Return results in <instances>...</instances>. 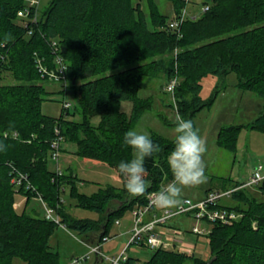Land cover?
<instances>
[{"label": "trees", "instance_id": "16d2710c", "mask_svg": "<svg viewBox=\"0 0 264 264\" xmlns=\"http://www.w3.org/2000/svg\"><path fill=\"white\" fill-rule=\"evenodd\" d=\"M166 1L173 7V17L185 6L183 0ZM145 3L148 13L133 0H50L40 10L37 21L25 27L17 23V11L24 7V0H0V75L9 71L16 79L11 85L0 84V145L4 146L0 150V264H13L15 257L26 264H61L59 253L49 244L59 224L36 212L17 213L16 193L27 199L39 195L58 214L61 225L94 244L108 235L110 224L118 217L145 205L149 192L159 191L173 179L167 157L175 138L167 139L155 132L150 137L160 152L145 160L146 192L130 196L118 174V164L130 161L133 153L123 143L124 134L152 106V99L139 97L138 91L159 72L167 80L181 78L174 87V98L177 113L185 120L193 121L201 109L213 105L232 72L236 74L235 87L264 99V0H211L205 11L182 21L180 35L167 27L168 19L158 11L155 0ZM148 23L162 29H150ZM9 33L13 39L5 42ZM51 40L58 43V52L67 65L68 88L76 98L73 112L62 109L57 118L41 111L47 92L38 83L44 79L34 61L39 55L51 64ZM208 75L218 77L222 85L203 100L202 80ZM125 100L133 103L129 116L120 108ZM76 113L79 119L66 118ZM93 115L100 117L97 125L90 121ZM56 125L65 141L76 145L77 156L113 168L120 187L107 186L90 195L79 194L76 176L56 175L49 170L48 153ZM246 126L264 131V104ZM244 127L221 126L217 145L235 152ZM11 170L24 174L32 187L26 188L24 181L15 188ZM223 184V190L234 189L230 196L237 204L219 206L243 215L230 224L212 223L208 237L213 258L209 264H264V198L256 200L246 195L240 181ZM65 185L80 206L97 212L96 219L77 218L66 211L60 200ZM257 188L264 196V181ZM113 201L117 204L111 207ZM240 202L247 207H240ZM184 258L159 248L152 251L148 262L181 264ZM101 261L97 256L96 264ZM134 262L128 256L124 264Z\"/></svg>", "mask_w": 264, "mask_h": 264}, {"label": "rangeland", "instance_id": "374dc122", "mask_svg": "<svg viewBox=\"0 0 264 264\" xmlns=\"http://www.w3.org/2000/svg\"><path fill=\"white\" fill-rule=\"evenodd\" d=\"M49 1L40 0L38 10L47 7ZM155 2L157 3L158 11L163 13L169 22L174 13L171 3L166 0H155ZM133 4H139V7L148 13L145 0H133ZM191 4L190 1L187 10H192ZM200 8L199 6L195 7L199 11V14ZM17 23L22 24L19 19ZM149 28L155 30L162 29L161 26L153 28L150 24ZM177 51L178 49L174 50V54ZM163 58L167 59V54H164ZM169 80L166 79L163 73L159 72L155 78L147 82L145 87L139 89L138 96L142 98L150 97L152 99V106L143 112L139 121L132 129L148 132L149 134L155 132L167 139L175 138L174 128L176 126L177 103L174 98L175 91L171 92L166 89ZM178 82H181V78L177 77ZM235 82L236 74L232 72L226 77L223 84L224 87L218 91L213 105L210 108L204 107L193 118L194 127L198 129L199 134L207 143V152L204 155L206 165L205 175L207 179L200 185L184 189L183 198L198 200L204 198L206 191H222V184L224 183L223 186L226 185L227 181L245 182L254 165L257 163L264 164V131H257L246 126L259 115L263 108L264 99L250 91L238 89L234 85ZM14 83H16V79L11 72L3 71L1 73V85H11ZM38 83L42 84L47 92L41 104V111L44 115L55 118L59 117L63 101H68L72 104L69 113L73 112L76 98L70 88L67 89L66 93H63L59 90V83H51L46 80H40ZM220 83L218 77L212 75L206 76L202 80L201 98L203 100L209 98L212 92L222 85ZM132 107L133 103L125 100L121 103L120 108L129 116ZM66 118L79 119V115L76 113L74 116H66ZM162 118L167 119L169 123L165 124ZM99 120V115H93L90 118L92 125H97ZM230 124L245 125L239 134L235 152L221 148L216 143L219 128ZM5 133L6 131L3 132V135ZM75 149L76 145L65 141L63 137V141L59 146L58 166L61 169V174H70L71 177H77L75 188L79 194L90 195L107 186L120 187V178L113 168L100 162L95 163L90 159L81 158L75 154ZM47 164L48 169L54 172L55 163L48 158ZM170 181H167V183ZM244 188L245 194L249 197L251 196L256 200L264 198L258 188ZM60 200L66 211L77 218L96 219L98 217L96 211L84 208L78 204L77 199L70 195V187L67 185L60 192ZM219 203L224 206H235L237 204L236 200L231 196L221 197ZM116 204L113 201L111 207H114ZM239 206L243 208L247 207L244 202H240ZM14 208L17 213L36 212L37 215H44V206L36 196H31L27 199L26 195L16 193ZM242 215L239 212V217L235 222ZM181 218H184L185 224H180ZM117 219L120 221V224L116 223V221L110 224L108 229L109 238L102 244V252L108 257L117 256L119 251L126 246L130 233H124V231L129 227L130 230L132 228V215L130 211ZM169 221L174 227L169 231L167 236L171 241V245L163 249L185 256L181 264H209L213 258L209 246V232L205 235L192 233L191 226L196 222L190 217L176 216ZM253 225H255V222ZM84 238V235L60 224L56 226L50 236L49 244L52 250L59 253L60 263L69 264L73 257L86 254L89 250V247L86 245L87 241ZM91 238L92 240L94 239V234L91 235ZM126 248V255L134 258L139 264H151L148 262L154 250L151 247L132 243ZM12 263L26 264L23 259L18 257H15ZM81 264H96L95 254L90 253L89 257L83 260ZM100 264H110V261L102 259Z\"/></svg>", "mask_w": 264, "mask_h": 264}, {"label": "built area", "instance_id": "2783aa9c", "mask_svg": "<svg viewBox=\"0 0 264 264\" xmlns=\"http://www.w3.org/2000/svg\"><path fill=\"white\" fill-rule=\"evenodd\" d=\"M185 6L181 9V12L174 16L169 22L167 27L179 34V28L182 21L186 17L195 18L196 16H189L187 14L186 4L189 0H183ZM25 5L23 8L17 11V18L21 21L23 26H28L37 21L40 10V0H24ZM208 5L201 6L200 13L205 11ZM31 30H28L30 33ZM50 46L53 52V60L51 64L45 62V59L39 55H35L34 61L40 77L47 82L59 83L60 91L66 93L68 89V79L66 74L67 65L63 61L61 54L58 52L59 47L56 40H51ZM177 84V77H173L168 81L166 89L173 91ZM63 110H69L72 104L68 101H63ZM16 135V133H13ZM63 141V135L61 134L60 126L56 125L54 128V136L50 141V153L48 158L55 163L54 173L61 175V169L58 166L59 146ZM12 173L11 182L15 188H18L26 180V176L22 173L10 171ZM172 181V180H171ZM170 181V182H171ZM264 181V164L257 163L252 168L249 176L245 182H242L241 187H255L257 188ZM26 188H31L29 182H26ZM164 186V185H163ZM64 190V188H62ZM234 189L223 190V191H208L204 198L193 200L190 198H183V206L176 210H164L160 209V212L156 211V208L151 204V194L156 191H151L146 195L147 202L145 205L135 206L130 212L132 215V228L129 231L130 236L128 243L122 248L117 256L108 257L102 252V244L108 240L109 236H104L100 242L89 244V250L86 254L81 256H75L71 259L69 264H81L83 260H86L90 253H94L100 259H107L110 264H124L128 255H126V247L132 243L140 245H147L152 249H163L171 245V241L168 239L169 231L174 228L170 221L176 216H185L192 218L196 223L191 226V232L196 235L207 234L212 227V223L220 222L223 224H230L239 217V212L227 207L219 206V199L223 196H230V193ZM44 206V217L47 219L54 220L59 225V216L54 214L53 208L46 205L44 201L38 195ZM118 221L116 220V223ZM203 224V225H202ZM168 229V230H167ZM178 229V228H177ZM133 264H139L136 260Z\"/></svg>", "mask_w": 264, "mask_h": 264}, {"label": "clouds", "instance_id": "9594fccd", "mask_svg": "<svg viewBox=\"0 0 264 264\" xmlns=\"http://www.w3.org/2000/svg\"><path fill=\"white\" fill-rule=\"evenodd\" d=\"M4 39L7 42L13 37L9 33ZM175 124V146L167 157L173 179L151 194L152 206L164 210L180 209L184 203V189L200 185L207 179L204 161L207 152L206 140L199 134L193 122L183 119L179 113L175 117ZM123 143L130 146L133 153L130 161H121L118 164V174L123 177L130 196H141L148 187L145 181V160L154 153H159L160 147L152 141L148 132L135 129H129L124 134ZM3 148L0 145V150Z\"/></svg>", "mask_w": 264, "mask_h": 264}, {"label": "crops", "instance_id": "0c3cea01", "mask_svg": "<svg viewBox=\"0 0 264 264\" xmlns=\"http://www.w3.org/2000/svg\"><path fill=\"white\" fill-rule=\"evenodd\" d=\"M190 1H191V6H192V10H187V14L189 15V16H196L197 14H199V11H197L196 9H195V7H201V6H203V5H205V4H207V3H209L211 0H189V2L186 4V9H187V7H188V5H189V3H190ZM235 85V84H234ZM167 184V182H165L163 185H166ZM255 188V187H254ZM208 191H206V193H207ZM205 193V194H206ZM156 211L157 212H160V209H158V208H156ZM181 217V216H180ZM183 217V216H182ZM185 217V216H184ZM183 219L184 218H181V221H180V224H185L184 223V221H183ZM118 224H120V221L118 220V222H117ZM171 225H172V223H170ZM130 231V227L128 228V229H125V231H124V233H128ZM86 245L88 246L89 244L86 242ZM89 247V246H88ZM95 260H97V256L95 255Z\"/></svg>", "mask_w": 264, "mask_h": 264}]
</instances>
